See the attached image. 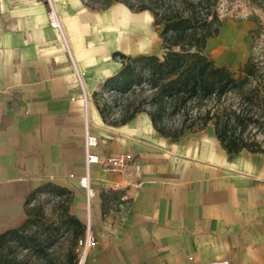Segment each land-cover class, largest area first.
<instances>
[{
  "label": "crops",
  "instance_id": "obj_1",
  "mask_svg": "<svg viewBox=\"0 0 264 264\" xmlns=\"http://www.w3.org/2000/svg\"><path fill=\"white\" fill-rule=\"evenodd\" d=\"M54 1L93 96L121 70L115 53L152 54L150 12ZM47 11L45 0H0V235L26 221L28 200L46 185L70 191L71 214L88 218L80 90ZM90 131L100 157L134 155L141 171L92 166L97 246L87 264H264L263 154L230 155L212 125L176 141L147 113L110 125L95 101ZM110 192L127 203L104 215Z\"/></svg>",
  "mask_w": 264,
  "mask_h": 264
},
{
  "label": "trees",
  "instance_id": "obj_2",
  "mask_svg": "<svg viewBox=\"0 0 264 264\" xmlns=\"http://www.w3.org/2000/svg\"><path fill=\"white\" fill-rule=\"evenodd\" d=\"M83 1L96 10L121 3L135 13L150 12L163 52L161 56L114 54L122 68L94 94L105 123L126 124L138 114L147 113L156 131L174 141L188 131L199 132L212 125L230 155L243 151L264 155V147L257 139L259 135L264 137V60L250 57L235 72L227 66H218L206 53L208 42L218 38L223 27L219 14L223 0ZM248 1L258 7L264 4V0ZM137 91L142 92V99L129 101ZM107 94L115 103L126 98L127 103L120 108L117 118L110 113L112 108L108 103H100ZM175 117L181 119L178 129L167 125ZM41 192H50L61 200L59 223L48 224L31 218L29 206ZM71 196L70 191L54 185H46L31 196L26 221L0 235V264H76L74 247L84 236L86 227L70 212ZM102 201L104 215L127 203L116 192L104 193ZM61 229H65L72 242L63 262L53 252Z\"/></svg>",
  "mask_w": 264,
  "mask_h": 264
},
{
  "label": "rangeland",
  "instance_id": "obj_3",
  "mask_svg": "<svg viewBox=\"0 0 264 264\" xmlns=\"http://www.w3.org/2000/svg\"><path fill=\"white\" fill-rule=\"evenodd\" d=\"M219 14L223 21L220 35L216 39H211L206 48V53L216 64L227 66L238 72L250 57H254L259 61L264 60V4L262 7H258L248 0H223L219 6ZM152 29L156 35V43L154 49L150 52L161 56L163 54L161 41L154 22H152ZM134 98L141 100L142 92L137 91L129 101ZM100 103H108L112 108L110 113L117 118L119 117L120 108L126 105L127 101L124 98L115 103L114 98L107 94L103 99H100ZM180 120L178 117L169 119L167 125L178 129ZM253 133L254 130H252ZM257 139L264 147V137L259 135ZM60 203L61 200L50 192L37 193L29 206V209L32 210L31 218L42 219L48 224L59 223L62 216ZM29 231H34V229ZM57 239L58 243L53 248V252L55 258L59 262H63L72 242L65 233V229H61ZM74 251L77 254V264L79 259L78 243L74 247Z\"/></svg>",
  "mask_w": 264,
  "mask_h": 264
},
{
  "label": "built area",
  "instance_id": "obj_4",
  "mask_svg": "<svg viewBox=\"0 0 264 264\" xmlns=\"http://www.w3.org/2000/svg\"><path fill=\"white\" fill-rule=\"evenodd\" d=\"M48 11L47 18L51 28L58 31L62 44L66 50L69 57L71 67L73 69L74 77L76 83L80 90L77 98L74 101H79L81 103V108L84 114L85 121V140H84V150H85V175L80 179V186L84 189L86 195L87 213L88 218L85 223V234L78 241L79 248V259L77 264H87V259L91 249L97 246L96 237L92 231L91 227V203L94 197V190L91 184V170L93 165H100L104 170L113 172H124L128 168L132 167L136 173L141 171V165L137 162L134 155L124 154L117 156H110L107 158H102L96 153V149L99 147V139L97 136L90 131V111L91 106L94 102V96L89 92L86 82L85 73L81 70L78 65L77 60L74 57L72 48L70 45V39L68 33L62 23L59 11L56 7L54 0H45ZM122 202H126L124 198H121ZM126 204V203H125ZM125 204H119V208H123Z\"/></svg>",
  "mask_w": 264,
  "mask_h": 264
}]
</instances>
